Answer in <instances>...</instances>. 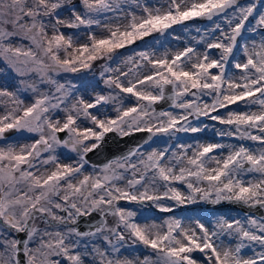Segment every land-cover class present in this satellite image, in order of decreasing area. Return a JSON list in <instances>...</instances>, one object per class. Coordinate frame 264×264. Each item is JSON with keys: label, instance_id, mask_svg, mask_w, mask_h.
Masks as SVG:
<instances>
[{"label": "snow or ice", "instance_id": "snow-or-ice-1", "mask_svg": "<svg viewBox=\"0 0 264 264\" xmlns=\"http://www.w3.org/2000/svg\"><path fill=\"white\" fill-rule=\"evenodd\" d=\"M81 4L83 10L77 11L72 0H0V59L20 77L38 74L41 82L55 85L60 94L41 93L25 107L16 93L0 90V97L10 98L15 105L0 115V140L13 131L39 134L31 144L0 146V264H198L192 255L195 252L203 254V264H264V252L248 258L241 254L245 241L264 248V222L247 221L257 231L240 220H218L213 228L200 219L188 226L177 219H168L163 225L141 224L135 219L137 211L120 206L126 201L171 212L173 208L162 201L184 205L199 197L213 204L227 200L264 208V147H233L220 157L212 155L225 147L219 143L198 144L191 154V145H179L178 152L153 150L147 154L138 147L107 163L102 175L82 172L86 154L99 148L108 133L124 137L147 132L149 140L176 132L199 133L206 126H195L192 119L202 116L233 126L219 132L221 136L264 145V38L259 44L243 46L244 61L233 65L240 70L239 77L227 73L250 17L258 12L256 4L245 6L239 0H165L159 7L141 0H81ZM64 10L71 13L70 18L62 17ZM106 13L114 15L102 23ZM215 17L225 19L227 30L216 24L213 32L220 35L207 42L202 54L192 47L160 58L141 52L138 61L127 58L125 63L132 66L126 71L102 66V77L118 73L108 75L104 83L119 92L98 95L91 102L81 97L61 109L71 87L58 83L49 73L90 70L95 61L112 60L118 50L153 32L163 33L194 18ZM256 24L264 30V12H259ZM93 26L107 34L89 31L87 42H78L61 31L62 27L91 30ZM15 38L19 39L14 43ZM23 40L30 44L24 45ZM212 49L220 50L218 57L209 54ZM146 67L147 72L141 74ZM28 87L38 91L35 84ZM204 95L211 96L212 102L201 103ZM165 99L182 112H157L155 105ZM125 100L135 103L126 105ZM111 101L117 102L115 117L89 111ZM241 102L257 111L212 115ZM56 110L64 111L62 120L52 119L50 113ZM81 117L92 127H81L77 123ZM61 132H67L68 139L61 140ZM57 145L78 152L79 161L62 163L51 154L42 159L43 153L54 152ZM48 165L53 169L49 171ZM248 173L258 176L246 181L243 177ZM176 183L186 184L187 194L173 186ZM205 183L207 187L201 186ZM160 187L165 188L163 193H159ZM95 212L115 217V224L109 227L105 219L94 231H82L80 218ZM37 220L45 227H37ZM125 234L134 244L150 248L156 259L120 258L117 254ZM223 235L235 237L239 243L226 245L220 240Z\"/></svg>", "mask_w": 264, "mask_h": 264}, {"label": "rangeland", "instance_id": "rangeland-1", "mask_svg": "<svg viewBox=\"0 0 264 264\" xmlns=\"http://www.w3.org/2000/svg\"><path fill=\"white\" fill-rule=\"evenodd\" d=\"M73 2V0H72ZM141 3H146L149 6H157L165 3V0H141ZM250 3H255L254 0L246 1L241 5H248ZM258 9V12L254 17H250L249 24L246 25V30L243 33L242 39H239L238 48L234 50L235 59H230L227 73L233 77H239L240 70L235 69L233 65L236 62H243L245 59V54L243 51V46L247 44L249 47L253 43L259 44L261 39L264 38V31L258 28L256 21L258 19L259 12H264V2L261 4L255 3ZM77 7V11L83 10V5L80 2L74 4ZM71 7V6H69ZM138 14H139V10ZM232 10L229 11V15H231ZM113 13H106L101 16L102 23L106 20H111L113 17ZM71 13L67 10L62 12L63 18H70ZM216 24H220L222 28L226 29L225 19L222 17H215L208 24H177L173 25L172 28H169L163 33L153 32L151 35L144 37L142 40H137L134 44L127 46L126 48L118 50V54L114 56L112 60H103L101 64H97L96 61L93 63V66L90 70H81L76 73H49V76L52 79L56 80L60 84H64L66 88L71 87V95L65 101V104L61 105V109L70 107L72 103L81 97H83L86 101H93L98 95L105 96H115L119 90L109 88L105 83L104 79L108 76L118 75L117 72L106 73L105 77L101 76L102 66L111 67L113 69H120L121 71H126L132 65L126 64L125 61L129 56L135 57L136 60H139V53L144 52L150 56H154V58L163 57L167 54L169 57L174 55L177 52L183 51L187 47H192L196 50L198 54H202L205 49L207 42L212 40L214 37H218L220 35L219 31L213 32ZM61 31L65 32L67 35H71L75 41L78 42H87V33L89 31H95L98 36L106 35L107 33L103 32L102 28H97L93 26V29L86 28H61ZM19 38L14 39V43ZM22 43L24 45H29L30 42L27 40H23ZM220 53L219 49L210 50V55L214 58L218 57ZM213 72L216 70L213 69ZM147 72V67L142 71L141 74ZM24 81V83H22ZM35 84L38 91L33 92L28 85ZM55 85L50 84L48 82H41V79L38 74H31L30 76L20 77L16 72H14L7 63L0 59V90H7L10 92L16 93L17 97L20 100L24 101L23 106H29L31 103L35 101V99L39 98L41 93H46L49 96L60 95L55 91ZM187 99H191L188 97ZM52 102H56L53 100ZM203 102H212V97L204 95L202 97ZM134 100H125L126 105L134 104ZM15 105L11 103L10 98L8 97H0V115L5 114L6 111H10ZM117 107L116 101H111L108 103H104L98 105L95 109H90L89 111L93 114H106L109 117H115L116 112L115 108ZM163 111H172L173 113H180L182 110L176 109L174 107L169 108L168 110ZM221 113L219 114V112ZM229 111H257V107L253 106L249 109L244 103H238L235 105H230L228 108L220 109L218 113H213L212 115H220L226 116ZM159 112V111H157ZM53 120L55 119H63L65 113L62 110H56L50 113ZM192 119V118H190ZM81 127H92L91 122L89 120L81 117L77 121ZM192 124L195 126L204 127V130L199 133H185V132H176L171 136L168 135H156V138L150 142L149 144L140 148V151L147 154L153 150L161 151L168 150L171 152H178L179 145L183 144L185 146L191 145L188 149L189 154L194 151L195 147L198 144H207V143H219L225 145L223 149L217 150L212 155L217 157L226 156L229 151L233 147L245 146L250 149L259 150L264 145H261L258 141H251L247 139H240L238 136H221L219 132L232 130L233 126L220 124L218 121H214L209 117L204 116V119H192ZM253 134H258L253 130ZM212 137H217V140L212 139ZM39 138L38 133H28V132H18L15 136L11 138H5L4 140H0V146H7L9 144L13 145H26L31 144L36 139ZM65 139H68V135ZM64 139V140H65ZM91 143V141L89 142ZM55 155L58 157L59 161L62 163H71L75 165L79 159L80 154L78 152L72 151L70 147L64 145L55 146V150L52 153L45 152L42 154V159L47 158L49 155ZM133 160L136 157H132ZM86 160V159H85ZM48 170H52L53 166H46ZM104 168V167H103ZM94 167L89 164L86 160L84 164V168L82 169L83 174L85 175H102V169ZM44 168L41 167V171ZM256 173H248L244 175V179L252 180L257 177ZM75 182V181H74ZM173 186L177 187L181 192L187 194L188 189L186 184L176 183ZM203 187H207V184L201 185ZM165 191L164 187L159 188V193H163ZM214 199V196L212 197ZM210 201V200H209ZM208 201L200 200L199 197L195 203H185L184 205H177L173 200H164L163 204L166 206H170L173 208L171 212H161L158 209H155L150 206H146L142 208L140 204L137 203H128L126 201H121L120 206L124 207L128 210L137 211V215L135 217L136 221L144 224H152L155 223L157 225H163L164 222L168 219H177L180 220L185 226L193 224L195 219H200L201 222H207L206 226L213 228L218 220H240L242 223L251 229V226L248 225L247 221L249 219H256L258 222H264V219H260L256 216H247L241 212H226V213H213L206 212L205 209L201 208V205L205 204ZM139 210V211H138ZM143 213V214H141ZM60 215H65V213H59ZM108 226L111 227L115 224L116 218L112 216H107ZM36 225L39 228H44L45 225L42 221L37 220ZM253 231H257L256 229H251ZM124 242H121L120 252L117 254L120 258H128V259H140L143 260L146 256L152 257V259H156L155 254L150 248L145 247L140 243L134 244L130 238L127 237ZM226 245H235L239 243V241L232 236L223 235L220 237ZM100 243L101 247H104L102 241ZM246 247L242 250V255L246 258L248 257H256L259 253L264 252V248H262L259 244L254 242L245 241ZM110 250V249H109ZM194 257L198 259V264H203V254L199 252H195L192 254ZM89 259H92L89 256Z\"/></svg>", "mask_w": 264, "mask_h": 264}, {"label": "water", "instance_id": "water-1", "mask_svg": "<svg viewBox=\"0 0 264 264\" xmlns=\"http://www.w3.org/2000/svg\"><path fill=\"white\" fill-rule=\"evenodd\" d=\"M250 0H239L242 4ZM255 3L261 4L264 0H254ZM80 2V0H73V4ZM230 11V10H229ZM211 20L206 18H194L189 21H185L182 25L187 24H208ZM262 30V29H261ZM264 31V30H262ZM166 95H171V93H166ZM171 100L165 99L160 103L155 105L157 111L168 110L171 108ZM204 119V116L200 117L198 120ZM18 132H10L6 134V138H11L15 136ZM67 132L58 133L61 140L67 137ZM149 133L147 132H135L130 136L121 137L118 133L112 132L108 133L99 148L95 149L93 152L86 154L85 159L89 164L94 167L103 168L107 163L113 160L119 159L122 156H126L130 150L135 148H141L150 142H152L156 136H153L151 140L148 139ZM201 208L205 209L206 212L210 213H226V212H241L247 216H256L260 219H264V208L259 206L250 207L243 204L242 202L227 201L222 200L218 204H213L211 201L206 202L201 205ZM106 217H102L101 213L95 212L91 216L81 217L79 221V228L82 231H94L96 227L102 226L104 224Z\"/></svg>", "mask_w": 264, "mask_h": 264}, {"label": "trees", "instance_id": "trees-1", "mask_svg": "<svg viewBox=\"0 0 264 264\" xmlns=\"http://www.w3.org/2000/svg\"><path fill=\"white\" fill-rule=\"evenodd\" d=\"M103 62V60H97L96 63L97 64H101Z\"/></svg>", "mask_w": 264, "mask_h": 264}, {"label": "bare ground", "instance_id": "bare-ground-1", "mask_svg": "<svg viewBox=\"0 0 264 264\" xmlns=\"http://www.w3.org/2000/svg\"><path fill=\"white\" fill-rule=\"evenodd\" d=\"M221 113V111L219 112V114ZM212 139H214V140H217L218 138L217 137H212Z\"/></svg>", "mask_w": 264, "mask_h": 264}]
</instances>
